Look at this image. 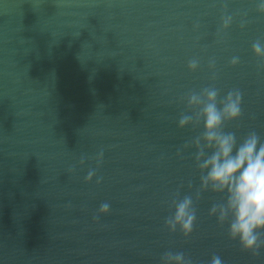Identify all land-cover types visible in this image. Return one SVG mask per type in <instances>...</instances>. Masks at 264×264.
<instances>
[{
    "label": "water",
    "instance_id": "1",
    "mask_svg": "<svg viewBox=\"0 0 264 264\" xmlns=\"http://www.w3.org/2000/svg\"><path fill=\"white\" fill-rule=\"evenodd\" d=\"M224 4L235 22L217 35ZM259 37L251 0H0V264H159L169 249L193 264H264V249L241 251L209 217L211 193L190 237L164 228L177 188L199 187L194 150L178 154L195 134L178 128L182 96L239 88L232 127L264 137Z\"/></svg>",
    "mask_w": 264,
    "mask_h": 264
},
{
    "label": "clouds",
    "instance_id": "2",
    "mask_svg": "<svg viewBox=\"0 0 264 264\" xmlns=\"http://www.w3.org/2000/svg\"><path fill=\"white\" fill-rule=\"evenodd\" d=\"M254 11L264 16V0H251ZM235 22L227 4L221 8L220 24L217 35L227 33ZM247 20L240 21V28L246 27ZM199 27V24L195 25ZM253 56L264 62V37L252 41ZM210 69H215V59L209 60ZM230 66L240 64L239 56H232ZM201 61L192 57L187 61L189 72L199 69ZM216 80L215 74L212 77ZM185 111L177 121L181 130L192 129L195 133L178 152L194 150L193 158L199 173V187L181 197L177 188L169 202L170 214L164 219V228L170 234L179 232L190 237L198 219L197 205L204 194L211 193L208 215L217 225L226 229L229 240L235 242L241 251L258 256L264 249V137L250 130L239 134L232 126L243 116V92L239 88L222 90L211 84L199 90H190L181 98ZM103 149L95 157L97 166L103 161ZM84 158L80 164L83 165ZM97 169H89L85 182L96 177L100 184L103 177L96 176ZM183 187V186H181ZM110 204L103 202L98 209L99 215L108 214ZM159 264H193L192 258L184 251L166 250L159 257ZM208 264H223L218 254H213Z\"/></svg>",
    "mask_w": 264,
    "mask_h": 264
}]
</instances>
